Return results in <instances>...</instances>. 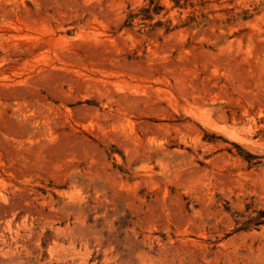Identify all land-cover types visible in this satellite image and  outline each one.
I'll return each instance as SVG.
<instances>
[{"label": "rangeland", "instance_id": "obj_1", "mask_svg": "<svg viewBox=\"0 0 264 264\" xmlns=\"http://www.w3.org/2000/svg\"><path fill=\"white\" fill-rule=\"evenodd\" d=\"M0 264H264V0H0Z\"/></svg>", "mask_w": 264, "mask_h": 264}]
</instances>
